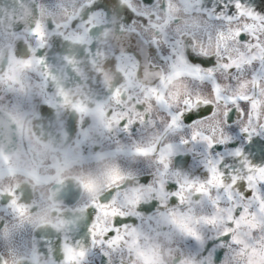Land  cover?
Wrapping results in <instances>:
<instances>
[{"label": "snow or ice", "instance_id": "1", "mask_svg": "<svg viewBox=\"0 0 264 264\" xmlns=\"http://www.w3.org/2000/svg\"><path fill=\"white\" fill-rule=\"evenodd\" d=\"M138 3L145 9L144 13L119 7L118 0H84L87 12L82 17L74 16L58 31H47L37 24L29 33L33 37L29 48L33 56L38 57L36 64L42 66V77H46L48 69L45 50L56 38L57 42L86 45L84 51L88 56L106 61L104 67L115 66L125 76L127 68H139L137 57L130 55L137 52L138 46H146L151 57L163 63L170 60L166 51H171L177 56L170 65L172 71L168 79L186 77L193 82V88L176 110L167 105L163 92L157 94V89H149L157 102L165 105L167 123L163 132L147 115L137 121L120 105L119 89L114 93L117 107L112 119L131 141L117 151L155 155L159 167L149 174L150 180L140 181L132 195L118 184L123 177L116 167H108L99 177L77 178L92 197L77 209L89 212L88 248L78 251L66 243L65 264H81V261L93 264L96 256L104 258V264H136L133 256L140 264H158V249L148 242L145 230L153 225L169 229L159 233L165 238L179 237L186 242L184 246L193 241L198 245L187 264H253V253L264 247V99L261 98L264 92V4L257 7L245 0H181L186 13L199 11L222 26L217 32L218 40L231 42L230 47L225 45L222 50L218 44L216 56L205 59V50L201 48L203 56L195 54L188 47L192 41L186 43V33L179 28V38L169 37L166 29L174 18L161 17L165 6L162 0H138ZM21 16L22 13H13L18 23ZM152 20H162L159 25H150L162 34V42L142 39L136 31L138 22L143 26ZM101 26L104 28L101 35L105 38L113 31L126 33L127 50L123 46L118 50L103 46L94 35ZM25 42L28 43L27 37ZM66 59L74 64L70 57ZM31 65V60L20 62L21 68ZM206 94L214 97L215 102ZM54 100L49 95L46 102L56 108ZM138 106L143 108L142 104ZM72 107L79 112L86 111L80 104ZM97 114L103 122L104 112L99 107ZM63 124L61 121L60 127ZM145 125L156 129L151 147L136 144L135 135ZM169 135L175 137V142L164 143ZM189 155L198 173L206 178L204 181L199 176L190 179L187 172L181 171L185 167L177 166L181 156ZM102 186L112 193L107 201L96 198ZM186 193L207 197V208L197 214L192 207L181 211L170 206L177 200L183 204ZM144 195L151 203L145 202ZM146 205L153 207L155 213L146 215ZM10 207L20 216L25 214V208L15 199ZM201 224L210 226L213 232L200 230L197 226ZM63 226L61 222L58 227ZM68 239L66 236L65 240ZM141 241L145 243L142 245Z\"/></svg>", "mask_w": 264, "mask_h": 264}, {"label": "clouds", "instance_id": "2", "mask_svg": "<svg viewBox=\"0 0 264 264\" xmlns=\"http://www.w3.org/2000/svg\"><path fill=\"white\" fill-rule=\"evenodd\" d=\"M162 2L165 6L161 17L174 18L166 29L169 37L179 38V28L186 33L185 42L192 41L188 47L198 56H203L201 48L207 53L203 58L207 59L216 56L218 44L220 50L225 45L231 46L226 39L218 40L217 32L222 26L216 21L199 11L186 13L181 0ZM245 2L257 7L264 4V0ZM118 5L139 13L145 11L138 0H118ZM17 12L22 13L19 23L13 19V13ZM86 12L84 0H0V264H65L66 243L78 251L88 248L89 212L77 209L92 197L82 188L78 177H99L108 167H116L123 177L118 184L129 195L142 177L152 178L149 174L159 167L155 155L117 151L131 143L112 119L117 107L113 98L117 89L123 108L137 121L149 116L163 132L167 123L165 105L157 102L149 89H157V94L163 92L167 105L176 110L193 88V82L186 77L168 79L177 53L166 51L170 60L163 63L151 57L146 46L140 45L137 52L130 53L137 57L139 68H127L125 76L115 66L104 67L106 61L88 56L84 51L86 45L57 42L56 38L45 50L48 69L46 77H42V66L36 64L38 57H34L29 48L33 40L29 35L31 30L39 24L47 31H58L74 16L82 17ZM161 23L162 20H152L142 26L138 22L136 31L142 39L162 42V34L150 26ZM103 31L101 26L94 33L103 46L116 50L123 46L127 50L126 33L113 31L105 38L101 35ZM66 57L73 60L75 69ZM26 60H31L32 65L21 68L20 62ZM49 95L55 98L56 108L46 102ZM206 97L215 102L214 97L207 94ZM261 98L264 99V92ZM73 104H80L86 111H77ZM42 106L47 107L42 109ZM98 107L104 112L103 122L98 117ZM61 121L63 127H60ZM154 134L156 129L145 125L135 135L136 144L151 147ZM169 142H175V137L169 135L164 143ZM181 171L187 172L193 180L197 176L201 181L206 179L200 173L184 168ZM95 195L107 201L112 193L102 186ZM14 199L25 208L23 216L10 207ZM144 200L151 203L147 195ZM170 206L181 211L192 207L199 214L202 208H207V197L186 193L183 204L177 200ZM154 213L155 209L146 215ZM61 222L64 226L58 227ZM197 227L209 234L213 232L210 226ZM145 230L148 242L158 249V264H187L198 247L194 241L184 246L186 242L179 237L168 239L160 235L162 231H169L167 227L153 225ZM144 243L141 241L142 245ZM132 259L140 264L135 256ZM252 261L264 264V247L253 253Z\"/></svg>", "mask_w": 264, "mask_h": 264}, {"label": "flooded vegetation", "instance_id": "3", "mask_svg": "<svg viewBox=\"0 0 264 264\" xmlns=\"http://www.w3.org/2000/svg\"><path fill=\"white\" fill-rule=\"evenodd\" d=\"M47 106H42L43 108H46ZM42 114L43 110H42ZM67 124V121H66ZM257 155L258 151H257ZM177 166H182L185 167L186 170L192 171L193 173H198V169L196 167H194V162L191 158V156H181L177 162ZM145 176H147V174H145ZM148 179H150V177H148ZM142 180H146L144 177H142ZM145 208L147 209L146 214L150 213L151 211L154 210L153 207H151L150 205H146ZM93 264H104V258L100 257V256H96L93 258Z\"/></svg>", "mask_w": 264, "mask_h": 264}]
</instances>
